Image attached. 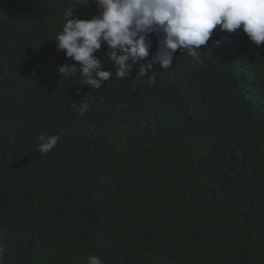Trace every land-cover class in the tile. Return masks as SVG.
Here are the masks:
<instances>
[{
    "label": "trees",
    "instance_id": "16d2710c",
    "mask_svg": "<svg viewBox=\"0 0 264 264\" xmlns=\"http://www.w3.org/2000/svg\"><path fill=\"white\" fill-rule=\"evenodd\" d=\"M69 8L98 12L0 0V264H264V43L217 26L197 57L90 89L58 71Z\"/></svg>",
    "mask_w": 264,
    "mask_h": 264
},
{
    "label": "clouds",
    "instance_id": "9594fccd",
    "mask_svg": "<svg viewBox=\"0 0 264 264\" xmlns=\"http://www.w3.org/2000/svg\"><path fill=\"white\" fill-rule=\"evenodd\" d=\"M88 3V0H87ZM98 12L91 17L64 12L61 30L54 36L58 51H63L71 64L58 67L67 79L80 70L84 84L100 89L115 76L127 78L139 64V74L145 75L154 65L167 69L179 50L197 57L208 45L213 31L236 33L242 30L250 41L264 43V0H95ZM151 34L158 37L157 48L149 57ZM218 45L220 40H214ZM106 45L105 55L116 71L102 70V60L96 53ZM91 101L82 102L81 113L88 111ZM58 135L38 137L37 150L50 153L58 144ZM86 264H103L99 255L87 257Z\"/></svg>",
    "mask_w": 264,
    "mask_h": 264
}]
</instances>
